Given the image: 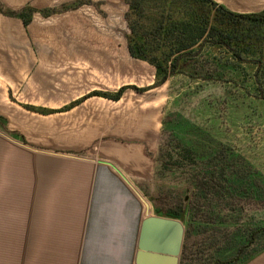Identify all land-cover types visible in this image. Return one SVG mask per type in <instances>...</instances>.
<instances>
[{
  "label": "crops",
  "instance_id": "0c3cea01",
  "mask_svg": "<svg viewBox=\"0 0 264 264\" xmlns=\"http://www.w3.org/2000/svg\"><path fill=\"white\" fill-rule=\"evenodd\" d=\"M214 1L264 10V0ZM40 3L0 0V264H133L141 221L164 216L144 192L164 96L157 100L154 68L131 57L126 40L100 46L92 31H38L39 17L80 7L44 16L52 6ZM133 61L151 67L146 83L125 81ZM125 85L151 88L86 97ZM242 264H264V249Z\"/></svg>",
  "mask_w": 264,
  "mask_h": 264
},
{
  "label": "trees",
  "instance_id": "16d2710c",
  "mask_svg": "<svg viewBox=\"0 0 264 264\" xmlns=\"http://www.w3.org/2000/svg\"><path fill=\"white\" fill-rule=\"evenodd\" d=\"M84 3L87 2L66 6L65 2L60 8L47 7L39 12L48 16ZM125 4L127 50L131 57L154 68L153 86L172 76L197 82L224 81L228 77L232 80L233 74L246 79L241 75V64L245 63L250 68L254 66L251 77L264 101V10L233 12L214 0H125ZM31 11L30 8L20 12L24 24L30 21ZM126 88L145 91L151 86L125 85L110 93L93 91L86 97L118 100ZM164 122L163 118L159 145ZM171 139L172 143L167 145H177L171 148L178 151H191L187 152L188 158L207 156L204 149L198 155L190 149V138H183V143L173 135ZM248 173L244 172L243 179L229 182L226 188L215 187L212 191L208 186L213 181L211 174L206 179L194 180L195 200L200 204L193 206L191 201L187 202V216L177 210L162 213L174 218L186 216L179 264H242L264 249V179L259 178L250 187ZM207 191H211L209 195ZM252 202L257 205L254 214L248 213L246 207ZM242 221L247 223L244 227ZM251 222L258 226L251 227Z\"/></svg>",
  "mask_w": 264,
  "mask_h": 264
},
{
  "label": "rangeland",
  "instance_id": "374dc122",
  "mask_svg": "<svg viewBox=\"0 0 264 264\" xmlns=\"http://www.w3.org/2000/svg\"><path fill=\"white\" fill-rule=\"evenodd\" d=\"M37 1L44 7H54L65 2L66 6L76 4L78 1L87 2L67 14L47 19L38 16L36 20L38 31L48 33L74 29L92 31L94 35L98 34L101 37L100 42H94L93 45H108L110 41V45L124 47L125 0ZM58 38H53L58 40L57 45ZM131 63V78L125 81L132 84L146 83L147 79L151 78V67L136 61ZM241 65L243 68L241 75L246 79L233 74L235 76L232 80H228L230 78L228 77L224 81L197 82L183 76H172L162 85H157L156 93L159 95L157 100L164 96L165 122L164 131L161 133L162 143L154 153V177L144 189L151 206L158 205L164 212L181 211L187 216V202L191 201L193 206L200 204V201L195 200L194 180L206 179L211 174L213 181L208 186L212 191V188L223 189L229 182L243 179L246 171L250 172L247 174L250 187L254 181L260 180L259 178L264 179V101L259 96L260 90L251 77L254 66L250 68L245 63ZM159 109L160 106L156 111ZM172 135L175 139L179 138L180 143H183V138H190L193 143L190 149L197 155L204 149L207 156L188 158L187 152L191 151L171 148L177 146L170 145ZM165 148L171 150L167 151ZM213 174L220 180L214 179ZM211 191H207L206 195ZM256 206L254 202L247 204L248 213L254 214ZM241 224V227H244L247 223L242 221ZM250 224L251 227L258 226L257 222Z\"/></svg>",
  "mask_w": 264,
  "mask_h": 264
},
{
  "label": "water",
  "instance_id": "95a60500",
  "mask_svg": "<svg viewBox=\"0 0 264 264\" xmlns=\"http://www.w3.org/2000/svg\"><path fill=\"white\" fill-rule=\"evenodd\" d=\"M182 218L148 215L140 224L133 264H179Z\"/></svg>",
  "mask_w": 264,
  "mask_h": 264
}]
</instances>
